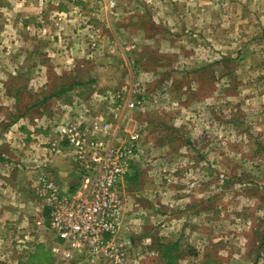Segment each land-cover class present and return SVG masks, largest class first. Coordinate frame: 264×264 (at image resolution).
Segmentation results:
<instances>
[{
  "label": "rangeland",
  "instance_id": "obj_1",
  "mask_svg": "<svg viewBox=\"0 0 264 264\" xmlns=\"http://www.w3.org/2000/svg\"><path fill=\"white\" fill-rule=\"evenodd\" d=\"M37 64L64 91L45 104L71 106L52 113L54 132L101 116L114 145L138 133L143 176L130 202L160 201L169 180L179 205L144 229L123 220L122 264H169L161 250L175 242L170 264H264V0H0V88L20 89L14 115H35ZM40 220L31 234L43 242L23 250L11 235L0 264H62L40 250L54 241Z\"/></svg>",
  "mask_w": 264,
  "mask_h": 264
},
{
  "label": "crops",
  "instance_id": "obj_2",
  "mask_svg": "<svg viewBox=\"0 0 264 264\" xmlns=\"http://www.w3.org/2000/svg\"><path fill=\"white\" fill-rule=\"evenodd\" d=\"M94 10H98L97 4ZM38 12H40V10ZM46 13L48 12L46 11ZM46 51H48V49ZM49 62L53 63L52 58H49L48 63ZM41 63L44 64V60H41ZM64 67L66 68V66ZM45 69L46 67L37 64L34 69L35 78L31 81L30 85H28V88L34 94L33 97L36 98L32 105L35 109L33 110L35 115L30 119L23 116H18V118L15 117L16 119L14 118L16 115H14V113L17 111L12 108L14 105L11 106V104H14L12 96L13 94L19 96L20 89L13 92L12 89L7 87L0 88V243L2 244L7 238H12L11 235L14 236L18 234L15 237H18L19 242L26 243L25 245H21L23 250L31 249L29 243L34 240H38L39 243L43 242L44 236H33L31 234L32 231L36 229V223H40V218H43V223L48 226V221L46 220L48 216H45V213L47 214L46 206L35 190L37 176L40 173L39 168H34L35 164H37V166L40 164L41 166V164L44 163L43 169L45 173L52 177L63 189H73L78 178V168L72 161L70 154H68L66 145H64V142L57 133L54 132L52 124L57 122L54 117H52V113L54 116L58 115L60 118L61 114H65L62 113V111H65L67 106L70 105L64 102L60 108H51V106L45 104V102L49 103V100L52 98L46 99V96L51 95L55 89H60L57 84L55 88L50 85L49 79L51 76L46 80L48 72ZM53 69H56L55 65ZM74 84L76 86V83ZM76 88L80 90V88ZM52 89L54 90L52 91ZM54 112H58L59 114H54ZM58 117L57 120L59 119ZM142 143L143 142H141V145ZM55 145H59L60 149H62L60 154H51L48 152L49 148ZM136 159L131 161L128 172L123 176L120 182V191L122 196L124 195V197H122L124 199L123 220L125 221L124 223H127L129 226H131V222L136 224L145 222L139 224L141 226L139 229H144L149 225L147 223L149 222L148 219L153 221L157 218L156 216L162 218L167 217L168 212H170V210H167V207L175 208L174 205L179 204L177 201H174V203L169 201L170 197L173 196V192L167 189L170 184L167 182L169 180H167L165 175L163 178L164 186L161 193L158 194V199H160V201L154 200V195L149 194L148 204H143L144 206L142 207H139L138 204L133 201L130 202V199L132 200V198L135 197L133 193L138 190L137 188L140 185L138 182L140 183L141 177L143 176V174H141V164H138L139 161L136 162ZM151 187L152 188L147 191H154L153 188L155 185ZM131 190H133V192L130 195ZM188 199L189 197L186 196L181 199L178 198V201H187ZM164 200L169 201V204ZM159 203L165 205L163 207L165 210L157 208V204ZM203 212L206 213L208 211L201 208H199L198 211L194 209L193 212L185 215L187 216V220L184 221V223L180 222V224L184 226L185 223L195 222L196 219L193 217H201ZM202 219L206 221L211 218L202 217ZM185 226H187V224ZM124 228L125 226L122 225L121 232L123 233ZM48 236L47 234L45 239H48ZM52 236L54 241L51 246L53 247L57 239L54 235ZM192 238L193 237H191V239ZM129 239L131 243H134V238L132 236L129 237ZM38 245L41 251H45L49 256L52 255L51 248L48 249L44 247L43 244ZM178 245L177 242L173 243V246L176 248ZM202 249L204 250L206 247H202Z\"/></svg>",
  "mask_w": 264,
  "mask_h": 264
},
{
  "label": "built area",
  "instance_id": "obj_3",
  "mask_svg": "<svg viewBox=\"0 0 264 264\" xmlns=\"http://www.w3.org/2000/svg\"><path fill=\"white\" fill-rule=\"evenodd\" d=\"M114 6V0H108ZM130 102L129 106H133ZM56 133L78 168L73 189H63L40 169L35 190L47 209L48 228L57 239L52 248L58 263L122 264L128 241L119 236L123 223L120 182L138 154V133L114 145L116 133L101 116L63 120ZM51 154H60L59 145Z\"/></svg>",
  "mask_w": 264,
  "mask_h": 264
},
{
  "label": "trees",
  "instance_id": "obj_4",
  "mask_svg": "<svg viewBox=\"0 0 264 264\" xmlns=\"http://www.w3.org/2000/svg\"><path fill=\"white\" fill-rule=\"evenodd\" d=\"M13 92H14V90H13ZM63 92H64V91H63V88L60 89V90H55V91L52 93V95H50V96H53V95L59 96V95H61ZM13 96L18 97L17 94H13ZM50 96H49V97H50ZM49 97H48V98H49ZM46 99H47V98H46ZM18 116H20V114L15 115L14 118H15V117L18 118ZM16 118H15V119H16ZM174 249H175V247H174L173 245H170V246L166 245V247H165L163 250H161V252H162V256H163L164 258L167 259V263H169V264H170L171 261H172L171 257H174V256H172V254H171V251H173ZM168 257H169V258H168ZM175 257H176V256H175Z\"/></svg>",
  "mask_w": 264,
  "mask_h": 264
}]
</instances>
